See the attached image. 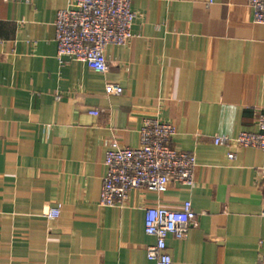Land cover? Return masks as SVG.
Here are the masks:
<instances>
[{
	"label": "crops",
	"instance_id": "obj_1",
	"mask_svg": "<svg viewBox=\"0 0 264 264\" xmlns=\"http://www.w3.org/2000/svg\"><path fill=\"white\" fill-rule=\"evenodd\" d=\"M68 5L0 0V264H156L145 209L185 202L196 219L168 240L172 264H258L264 153L213 143L258 133L264 117V25L249 0H134L133 38L106 49V74L57 60L55 21ZM155 117L174 125V150L195 155V186L102 207L111 143L137 148ZM50 209L60 217L47 219Z\"/></svg>",
	"mask_w": 264,
	"mask_h": 264
},
{
	"label": "built area",
	"instance_id": "obj_2",
	"mask_svg": "<svg viewBox=\"0 0 264 264\" xmlns=\"http://www.w3.org/2000/svg\"><path fill=\"white\" fill-rule=\"evenodd\" d=\"M68 2V7L58 12L55 21L57 60L61 64L79 62L96 73H108L106 49L125 46L133 38L132 27L136 19L132 12L134 0ZM249 7L253 23L264 25V0H249ZM106 92L108 95H121L122 89L107 85ZM90 114L99 116L98 111H91ZM257 127L258 133H240L232 138L214 137L213 143L227 149L256 148L264 153V117L259 119ZM175 134L174 125L155 117L144 119L137 148H125L113 141L105 157L108 170L100 194V205L123 208L135 191L162 194L175 185L193 188L196 157L171 147ZM228 158L234 160L236 156L229 152ZM258 176L264 184V165L259 169ZM145 212V233L156 239V244L146 249L147 259L156 264H172L167 243L170 238L183 240L194 225L196 213L192 204L185 202L178 210L149 207ZM46 217L58 219L60 210L50 209ZM258 264H264V258Z\"/></svg>",
	"mask_w": 264,
	"mask_h": 264
}]
</instances>
